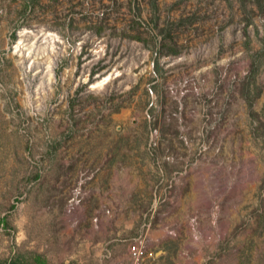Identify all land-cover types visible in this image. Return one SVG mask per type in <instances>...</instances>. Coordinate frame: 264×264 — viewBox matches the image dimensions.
Returning <instances> with one entry per match:
<instances>
[{"label":"rangeland","instance_id":"1","mask_svg":"<svg viewBox=\"0 0 264 264\" xmlns=\"http://www.w3.org/2000/svg\"><path fill=\"white\" fill-rule=\"evenodd\" d=\"M264 264V0H0V264Z\"/></svg>","mask_w":264,"mask_h":264},{"label":"built area","instance_id":"2","mask_svg":"<svg viewBox=\"0 0 264 264\" xmlns=\"http://www.w3.org/2000/svg\"><path fill=\"white\" fill-rule=\"evenodd\" d=\"M128 254L130 264H152L154 261L153 253L147 251L141 244L137 242L129 244Z\"/></svg>","mask_w":264,"mask_h":264},{"label":"trees","instance_id":"3","mask_svg":"<svg viewBox=\"0 0 264 264\" xmlns=\"http://www.w3.org/2000/svg\"><path fill=\"white\" fill-rule=\"evenodd\" d=\"M4 264V263H3ZM6 264V263H5ZM8 264H21V263H19V262H15V263H8ZM22 264H48L47 262H46V260L45 259H43L42 257H40V256H33L30 260H29V262L27 261V262H23Z\"/></svg>","mask_w":264,"mask_h":264}]
</instances>
